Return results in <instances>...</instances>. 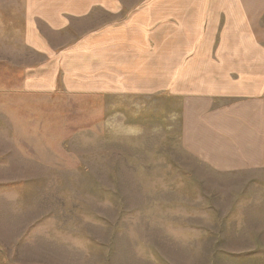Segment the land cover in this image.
Masks as SVG:
<instances>
[{
	"label": "rangeland",
	"instance_id": "1",
	"mask_svg": "<svg viewBox=\"0 0 264 264\" xmlns=\"http://www.w3.org/2000/svg\"><path fill=\"white\" fill-rule=\"evenodd\" d=\"M21 13L0 0V264H264V169L188 155L163 95L24 88Z\"/></svg>",
	"mask_w": 264,
	"mask_h": 264
},
{
	"label": "crops",
	"instance_id": "2",
	"mask_svg": "<svg viewBox=\"0 0 264 264\" xmlns=\"http://www.w3.org/2000/svg\"><path fill=\"white\" fill-rule=\"evenodd\" d=\"M21 14L39 57L24 88L163 95L188 155L264 169V0H22Z\"/></svg>",
	"mask_w": 264,
	"mask_h": 264
}]
</instances>
